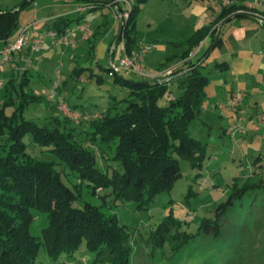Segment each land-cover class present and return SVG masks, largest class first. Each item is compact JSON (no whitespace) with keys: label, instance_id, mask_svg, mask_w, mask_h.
Segmentation results:
<instances>
[{"label":"trees","instance_id":"16d2710c","mask_svg":"<svg viewBox=\"0 0 264 264\" xmlns=\"http://www.w3.org/2000/svg\"><path fill=\"white\" fill-rule=\"evenodd\" d=\"M35 1L25 0L12 10L0 9V41L7 44L19 27L18 14ZM79 1L91 5L93 8L89 11L108 5L107 0ZM147 1L134 0L129 18L124 20L123 36L118 47L122 45L128 55H132L138 47L137 14ZM219 5L218 16L211 24L171 43L175 48L185 49L180 58L185 61L183 66L186 69L177 68L168 79H142L138 82L126 80L121 73H115L114 83L127 91V97L122 101L126 107L116 112L109 108L105 113L92 117L90 133L89 128L81 129L65 116L63 120L54 117L45 127L27 120L25 105L41 102L42 97L34 95L27 70L20 78V84L18 76H11L4 85V101L0 106V264H36L41 248L46 250L51 261L56 262L63 256L73 257L83 244L89 253L96 256L90 264H134L136 252L132 234L120 223L116 214L105 210L106 197H102L105 201L102 206L85 203L83 208H79L75 204L82 197L83 185L87 183L93 194H97L98 190L111 189L115 200L133 202L137 208L147 207L159 194L172 191L174 183L181 177L180 160L188 161L194 169L203 167L207 145L194 139L189 129L193 121L203 115L208 99L210 80L204 74L203 59L211 49L223 45L220 36L214 45L218 29L212 34L210 31L220 22L225 24L258 13L262 15L258 16L264 25V12H257L256 8L241 3ZM241 10L243 12H239ZM73 21L64 19L60 22L63 27L57 31L64 32ZM103 26H107V21L93 29L90 39L92 49L97 36L105 31L101 30ZM208 36H212L209 50L195 62L188 60ZM117 48L112 53L111 63ZM174 57L167 59L160 69L169 66ZM112 67L107 70L109 73ZM215 68L227 71L230 65L227 62L216 63ZM83 70L76 67L73 74L79 79ZM92 75L101 82V75ZM161 80L162 84L154 86L142 84ZM172 86H176L181 94L171 98L167 106H160L159 101L172 94ZM84 132L89 135L85 139L82 136ZM29 134L36 145L52 147L51 151L65 167L78 174L80 184L69 187L62 173L56 169L55 162L33 157L25 143ZM88 143L110 149L114 144L112 160L118 168L111 169L101 153L99 156L104 157L105 166L104 170L100 169L97 151L90 149ZM260 158L255 159L252 165L257 166ZM243 181L240 187L241 180L235 179L228 199L219 204L213 216L204 218L197 233L184 230L183 222L173 215L166 216L147 239L150 248L148 259H160L163 260L161 264H170L198 235L221 238L223 223L231 218L228 215L234 206L237 203L241 205L248 192L264 190V178L250 176ZM258 202L255 200L251 209L256 208ZM35 211L48 215L49 225L42 232V240L31 234ZM221 263L232 264L229 258L215 264Z\"/></svg>","mask_w":264,"mask_h":264},{"label":"rangeland","instance_id":"374dc122","mask_svg":"<svg viewBox=\"0 0 264 264\" xmlns=\"http://www.w3.org/2000/svg\"><path fill=\"white\" fill-rule=\"evenodd\" d=\"M24 1L0 0V9L12 10ZM164 2L165 0H148L137 14V36L139 41L144 43V47L149 48L156 43L157 46L164 45L168 48L166 54L157 49H153L148 54L146 57L148 66H146L151 71L157 69L167 60V56L172 54L171 47L163 36V31H165L163 25L166 21L165 12L170 13V21H174L179 26L185 23L191 25L193 22V17L190 16L189 11L187 12L190 9H188L190 4H192L191 8L193 6L202 7L205 3L207 8L211 7L209 11L220 9L217 0H192V3H189L188 0H179L178 2L169 0L171 8L162 11ZM77 3V0H36L18 14L19 27L11 38H15L13 40L15 41L25 21L31 19L40 10L39 13L37 12V19L53 17H57L60 19L59 21L71 19L74 20L71 23L74 26L81 22H87L97 29L102 26V22L105 20L107 21V26L104 28L106 32L104 35L99 34L97 36V46L104 40L108 45L114 44L121 23L115 20L111 9L109 7L96 8L80 15L74 12L70 13ZM185 3H188V6ZM178 4L179 10L176 7ZM67 13L69 15L65 17ZM80 16L82 19L76 20ZM242 25L243 35L244 31L247 33L246 29H248L251 39L240 41L238 39L240 34H234V31L237 30L236 26ZM44 27L57 30L63 25L60 22L50 21ZM192 31L187 29L186 33L191 34ZM222 37L225 38L226 44L211 49L203 59L204 74L210 80L207 88L208 99L203 115L193 121L189 129V133L194 139L207 145V158L203 167L194 169L188 161L180 160L181 177L174 183L172 191L159 194L154 203L147 207L137 208L133 202L115 200L111 189L98 190L97 194H93L87 183H84L82 197L75 204L79 208H83L85 203L102 206L105 203L102 197H106L107 206L105 210L116 214L120 223L126 226L132 234L136 252L134 264H148V262L161 264L163 262L160 259L154 261L148 259L150 248L147 246V239L165 220L166 216L173 215L183 222L184 230L189 233H197L204 218L213 216L219 204L228 199L235 179L241 180L239 186L242 187L243 180L250 176L264 178V138L262 134L254 132L256 126L259 125V119L254 116V123H251L250 120V115L253 113L256 115V110L253 108L255 106H251L252 101L257 100L261 104L263 99L259 93L264 92V70L260 66L264 64V27L256 20L236 19V21L225 25ZM89 46L86 44L83 49L75 52L76 57H71V51H67V53L56 51L57 53H54L53 56H43L41 52H38L26 56L25 60L18 59L15 62H8L3 59L1 54L5 46L3 41H0V82L3 83V87H0V106L4 101V85L11 78L12 72L19 77L18 83L20 84V78L25 74V70L29 69L27 77L30 81V87L35 96L42 97V101L25 105L24 115L26 119L45 127L50 125L54 117H60L61 120L64 119V116L68 117L58 108L57 100L62 97L70 108L73 109L76 106L74 110L81 114L80 123L75 124L81 129L89 128L88 133H90L92 131L90 120L85 122L82 116L87 114L90 117H95L105 113L109 108H113L115 112L121 111L126 107V103L122 101L127 97V91L124 87L114 83L113 77L109 76L107 70L111 66L110 54L104 58H99L96 49L91 51ZM209 48L210 45L206 46L205 52ZM121 52L122 45L117 48L113 58L115 64L120 63ZM232 52H237V56H234ZM225 53L229 55H225ZM37 54L42 55L41 61L35 60ZM93 58L95 61L91 62ZM241 58L252 60L253 66L251 73L241 76L239 82L236 80L235 73L215 68L216 63L225 61L235 63ZM174 59L177 60L176 56ZM17 63L20 64L19 69L14 68ZM75 67L84 69L82 82L71 75ZM92 74L101 75V82L97 81L95 75L91 77ZM121 75L126 80L134 82L143 79V77L139 78V76L126 70H123ZM59 80L62 82L67 80L69 89L57 88L56 82ZM234 80L236 87L231 92L228 88H232ZM171 88L172 94L162 98L159 101L160 106H167L171 98H176L181 94L176 86ZM238 92L244 94L248 92L251 95L248 99L245 97L238 113L228 109L223 111L219 108L218 105L228 106L231 97ZM54 93H57L58 97L53 98ZM262 110L264 108L260 107L258 111ZM230 129H234V131L228 133ZM88 133L82 134L84 139L89 136ZM25 143L27 151L33 157L55 162L56 169L62 173L64 182L69 187L72 188L80 184L78 174L65 167L64 163L51 151L52 147L36 145L31 134L25 138ZM87 145L90 149L97 151L100 169L104 170V157L111 169L118 168V164L112 160L115 154L114 144L111 149L108 147L100 148L90 143ZM101 153L104 154L103 158L99 156ZM260 156L257 166H253L252 162ZM255 173L256 175H254ZM255 200H259V205L251 209V204ZM261 200L264 201V190L248 192L242 198L243 203L241 205L237 203L229 213L228 216L231 218L224 221V234L221 238H216L213 235H198L170 261V264H215L225 258H229L232 264H264V202L261 204ZM34 214L35 220L31 226V234L42 240V232L49 225L48 215L38 211H35ZM95 257L94 254L87 251L86 245L83 244L73 257L63 256L60 260L53 262L46 250L41 248L36 264H90Z\"/></svg>","mask_w":264,"mask_h":264},{"label":"crops","instance_id":"0c3cea01","mask_svg":"<svg viewBox=\"0 0 264 264\" xmlns=\"http://www.w3.org/2000/svg\"><path fill=\"white\" fill-rule=\"evenodd\" d=\"M169 0H165V2H164V5H163V7H162V11H166V10H168V9H170L171 8V5H170V3L168 2ZM170 1H179V0H170ZM192 0H188V2L189 3H192L191 2ZM219 3H221L219 0H217ZM255 1H260V0H255ZM77 4H76V7L73 9V11H71L70 13H76L77 15L79 14L80 15V13H78L77 12V10H78V7L80 6V5H83L84 3H82L81 1H79V0H77ZM185 5H187L188 6V3H185ZM191 5L192 4H190V6L188 7V9L189 10H187V12L189 11L190 12V16H192L193 17V22L191 23V25H187L186 23L185 24H182V25H177V24H175V22L174 21H170V13H167V12H165V18H166V21H165V23H164V25H163V28H164V30L165 31H163V36H164V38H166L167 39V43L170 45V47H171V55H169V56H167V59H169L170 57H172V56H176V58H177V60H175V59H173V61L171 62V64L169 65V66H166V67H164V68H162V69H160V66L162 65V64H164V63H162L157 69H155V70H150V72L152 73V74H156V73H158V72H162V71H165V70H167L168 68H170L171 66H173V67H176V68H179V67H184L185 69H186V67L185 66H183V64H184V62L185 61H183L181 58H180V56L183 54V51L185 50V49H181V48H175V47H173V45L171 44L172 42H177V41H179V40H181L182 38H184V37H186V36H189V35H192L194 32H196L199 28H201V27H203V26H205V25H209V24H211L216 18H217V16H218V10L219 9H211L210 11H209V9L211 8L210 6L207 8V6L205 5V3H203V6L202 7H196V6H193L192 8H191ZM106 7H109L110 8V6H109V4L106 6ZM176 7H177V9L179 10V8H180V6H179V4L178 5H176ZM220 7V6H219ZM111 9V11H112V13L114 14V18H115V20H118V21H120V17L118 16V15H116V12L112 9V8H110ZM175 9V8H174ZM39 11L40 10H38L37 12L39 13ZM256 11L257 12H260V13H262V12H264V5H257V7H256ZM37 12L35 13V15H33L32 17H31V19L29 18V19H27V21H25V23H24V25L23 26H25L26 24H28V23H32V22H34L35 23V27L32 29V37L33 38H35V37H37L39 34H41V33H46L47 31H49V30H52V29H46L44 26H45V24L46 23H48V22H50V21H53V22H61V21H59L60 19H58L57 17H53V18H46V19H37L38 17H37ZM69 15V13H67L66 15H65V17L66 16H68ZM258 15L259 16H262V15H260L259 13H258ZM81 16H83V15H81ZM80 16V17H81ZM172 17V16H171ZM78 18V17H77ZM245 19H252V20H256V19H254V18H248V17H244ZM237 19H241V18H237ZM84 21V20H83ZM232 21H236V19H234V20H232ZM232 21H229V22H232ZM257 22H259V24H261L263 27H264V25H263V23H262V21L261 20H256ZM229 22H227V23H229ZM104 23H105V20L102 22V25H104ZM120 23H121V21H120ZM227 23H225V24H223V22H220L218 25H216L211 31H210V34H212L213 33V31L217 28L218 29V33H219V36L222 38V40H223V45L222 46H224L225 44H226V41H225V38L224 37H222V32H223V29H224V27H225V25L227 24ZM237 24V23H236ZM235 24V25H236ZM69 28H71V27H74V25H69L68 26ZM242 29H241V28ZM246 27V26H245ZM92 28L95 30L96 28H94L93 26H92ZM104 28L105 27H103L101 30H104ZM236 28H237V30H235L234 31V34L236 33L237 35L238 34H240V36L238 37V39H240V41L241 40H243V39H251L250 38V33H248V29H246V31H247V33H245V31H244V35H243V25L242 26H236ZM193 30L192 31V33L191 34H187L186 33V30ZM58 30V29H57ZM105 32L106 31H104V33L102 34V35H104L105 34ZM32 38V39H33ZM173 38V39H172ZM15 38H10L9 39V41L7 42V43H9V42H11V41H13ZM211 41H212V36H208L206 39H205V41L203 42V43H201V45L198 47V48H196L195 50H194V52L191 54V56L188 58V60H193L194 62L195 61H197L201 56H202V54L205 52V47L206 46H208V45H210L211 44ZM3 43H4V46L6 45V43L3 41ZM86 44H88V45H90L89 46V48H90V50L92 51V50H94V49H96V53H97V56L99 57V58H104V57H106V55L107 54H110L111 53V51H110V49L112 48V44L111 45H108V43L106 42V40H104L103 42H100L99 43V45L97 46V41H96V45H95V48L94 49H92L91 48V41L90 40H84V39H82V38H80L79 37V39H78V44H77V46L76 47H73V48H65V47H63V46H54L52 43H51V41L50 40H47V42H46V44H45V49L44 50H41V51H36V52H34V53H38V52H41L42 54H43V56H47V55H51V56H53V54L55 53H57L58 51H64V53H67V51H71V53H70V55H71V57H76V55H75V52H78V51H80L81 49H83L84 47H85V45ZM144 43L143 42H140L139 41V38H138V47H137V49L134 51V53H141L142 51H146L144 54H145V65H147V60H146V57L148 56V54L153 50V49H157L158 51H161L163 54H166L167 52H168V48H166L164 45H156V43L155 44H153L152 46H149V48H146V47H144L145 45H143ZM146 44H148V43H146ZM148 46V45H147ZM174 49H177V50H174ZM57 51V52H56ZM241 52V51H240ZM33 55V52L31 51V49H30V47H27V48H25L22 52H20V53H16V54H14V62L16 61V60H20V59H23V60H25V57L26 56H28V55ZM229 55L228 53H225V55ZM232 54L235 56H237V52H232ZM124 55H125V53H124V50H123V46H122V52H121V54H120V60H122V58L124 57ZM168 55V54H167ZM232 55V56H233ZM35 60L36 61H41L42 60V55H40V54H37L36 55V57H35ZM239 60V61H238ZM235 63H233V61H228L227 63H229V65H230V68L227 70V72H233V73H235L236 74V80L239 82V80H240V78H241V76H244V75H248V74H250L251 73V70H252V66H253V61L252 60H250V59H248V58H241V59H238ZM95 60H94V58L91 60V62H94ZM121 62V61H120ZM226 62V61H225ZM110 63H111V58H110ZM120 64V63H119ZM119 64H115V62H114V60H113V63H111V65L113 66V65H116V66H119ZM148 66V65H147ZM261 66V68L264 70V64H261L260 65ZM14 68L16 69H19L20 68V64H16L15 66H14ZM76 69V67L73 69V71ZM27 71H29V69H26ZM25 70V71H26ZM73 71H72V77L73 78H75V79H78L77 78V76H75L74 74H73ZM186 71V70H185ZM14 73L12 72V75H13ZM79 74H81V76H80V79H78V81H83V79H82V73H79ZM91 77H93V75H91ZM139 78H141V77H139ZM143 79H146V80H154V78H143ZM140 80H142V79H140ZM235 80L233 81V84H232V88L230 87V88H228V90H230L231 92H233V90H234V88L236 87L235 86ZM263 85H264V83H263ZM60 87H64V88H67V89H69V83H68V81L67 80H63V82L61 83V86ZM207 93H208V91H207ZM260 94V97H262L263 99L261 100V104L259 103V101H257V100H255V101H252V104H251V106L253 107V106H255V107H253L256 111V115H255V113H253L252 115H250V120H251V123H254V121H255V118L256 119H259V116L260 115H262V113L264 114V110H262V111H258L259 110V108L260 107H262V108H264V92H260L259 93ZM251 95H250V93H248V92H246L245 93V97H246V99H248L249 97H250ZM251 107V108H252ZM57 108V107H56ZM75 108H76V106H75ZM242 108V106H240V108L239 109H241ZM243 112H244V110H243ZM254 116H255V118H254ZM264 128V127H263ZM261 129L260 131H255L254 130V132L255 133H260V134H262V137L264 138V129Z\"/></svg>","mask_w":264,"mask_h":264},{"label":"built area","instance_id":"2783aa9c","mask_svg":"<svg viewBox=\"0 0 264 264\" xmlns=\"http://www.w3.org/2000/svg\"><path fill=\"white\" fill-rule=\"evenodd\" d=\"M109 1V6L114 10H121L120 14H116L126 20L129 18L130 12L134 5V0H107ZM221 3H224L226 6H230L234 3L245 4L249 8H256L257 5H264V0L254 2L251 0H219ZM115 4L114 8L112 5ZM93 7L89 4H83L78 7L77 12L82 14L86 11H89ZM243 12V10L239 11ZM35 27V23H28L23 26L16 38L15 41L7 43L4 49L1 51L3 59L8 62H14V54L22 52L25 48L30 47L31 51L34 53L36 51H41L45 49V44L47 40H50L54 46H63L65 48H73L78 44L79 37L84 40H90L93 37L94 30L92 25L87 22H81L74 27L66 29L64 32H58L57 30H49L46 33H41L37 37H32V29ZM33 38V39H32ZM133 53L128 55L125 53L122 58L119 66L113 65L109 76L113 77L115 73H121L123 70L127 72H132L135 75L143 78H154V79H167L170 77L173 72L177 69L176 67L171 66L165 71L152 74L150 70L145 65V53ZM62 81L59 80L56 82L57 88L61 86ZM0 87H3V83L0 82ZM58 97L57 93H54L53 98ZM245 99V94L243 92H238L233 95L230 99L228 106H219L221 110H232L234 112H239L240 106ZM59 110L73 120L76 124H79L81 121V114L78 111L70 108L68 103L64 98L59 97L57 100ZM241 111V110H240ZM83 120L88 121L92 117L82 116ZM245 121V119H243ZM264 127V114L259 117V125L256 126L255 131H260ZM234 129H230L228 133H231Z\"/></svg>","mask_w":264,"mask_h":264},{"label":"water","instance_id":"95a60500","mask_svg":"<svg viewBox=\"0 0 264 264\" xmlns=\"http://www.w3.org/2000/svg\"><path fill=\"white\" fill-rule=\"evenodd\" d=\"M107 2H108V4H109V1H107ZM112 6H113L114 8L116 7L115 4H113ZM247 17H248V18H254V19H256V20H261V18H260L258 15H248ZM120 21H121V27H120L119 33H118V35H117V37H116V40H115L114 44L112 45L111 53H110V58L112 57V53H113V51L118 47L120 41L122 40L124 20L121 18ZM218 37H219V33H217L216 36H215V39H214V40H215L214 45H215V43H216ZM214 45H213V46H214ZM162 83H163V80H161L160 82H155V81L142 82V84H145V85H147V86H154V85H156V84H162Z\"/></svg>","mask_w":264,"mask_h":264}]
</instances>
